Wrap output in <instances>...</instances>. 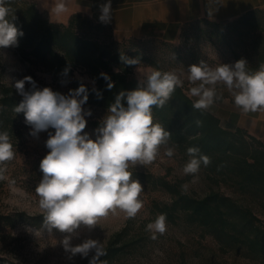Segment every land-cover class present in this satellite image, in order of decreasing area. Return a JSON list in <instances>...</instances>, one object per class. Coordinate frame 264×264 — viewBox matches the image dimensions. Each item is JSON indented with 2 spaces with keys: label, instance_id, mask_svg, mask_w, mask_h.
Listing matches in <instances>:
<instances>
[{
  "label": "clouds",
  "instance_id": "clouds-1",
  "mask_svg": "<svg viewBox=\"0 0 264 264\" xmlns=\"http://www.w3.org/2000/svg\"><path fill=\"white\" fill-rule=\"evenodd\" d=\"M44 6L50 9L51 18L69 12L68 0H52L51 5L45 0ZM15 19L13 10L5 0H0V49L18 45V37L23 32L16 26ZM111 19V0H107L100 5L99 21L107 24ZM121 60L130 66L139 64L138 59L121 56ZM68 71L66 68L63 74L67 75ZM101 76L108 81L107 88L111 90L114 84L110 77L104 73ZM187 79L193 85L188 94L196 98L192 104L195 110L207 111L221 100L223 94L217 86L222 85L243 114L264 112V65L250 72L243 58L214 67L201 61L188 67ZM26 83L30 88L26 89ZM183 86L184 80L174 71L153 69L144 73L135 90L116 95L95 130L96 139H92L84 132L85 117L92 112L83 107L88 100V89L83 83L65 95L50 87H38L31 76L15 82L22 100L13 111L24 114L31 136L48 132L45 146L49 151L40 162L43 176L35 193L44 228L49 233L56 229L68 234L61 241L68 259L77 255L87 258L94 253L90 264H106L100 260L106 255L101 241L87 238L73 246V236H78L77 230L82 226L93 230L109 215L123 213L129 219L137 216L143 207L140 197L144 189L138 180L132 179L130 169L151 165L160 154L161 146H166L167 157L174 155V149L167 147L171 133L160 123H154L152 108H163L176 88ZM97 95L100 98L99 92ZM125 99L126 107L122 103ZM15 155L8 132L0 131V181H8L10 186L15 185V180L6 175L7 162ZM187 155L189 160L183 173L193 176L192 183H195L201 166H209L211 159L198 147H189ZM187 187V184L181 186L183 191H187ZM146 231L152 234L153 240L157 239V234L163 235L167 231L166 215L159 214L147 224Z\"/></svg>",
  "mask_w": 264,
  "mask_h": 264
},
{
  "label": "trees",
  "instance_id": "trees-1",
  "mask_svg": "<svg viewBox=\"0 0 264 264\" xmlns=\"http://www.w3.org/2000/svg\"><path fill=\"white\" fill-rule=\"evenodd\" d=\"M5 4L13 10L15 24L23 32L18 37V45L14 46L21 60L37 66L54 82L66 81L70 89L83 83L88 89L86 107L108 110L121 91L135 90L140 80L135 68L140 65L165 72L149 51L136 47L140 37L117 38L109 23H101L81 12L71 14L66 22H56L35 0H5ZM263 12L264 9H254L236 19L253 23V16ZM121 56L138 59L139 64L127 65ZM66 68L69 71L64 75ZM8 73L0 49V131L8 132L16 153L15 158L7 162V168L16 162L18 152L25 145L24 114L13 111L22 97L8 82ZM101 73L110 77L114 84L111 90ZM77 74L86 76L92 83L83 81ZM193 102L186 88L178 87L163 108L153 106L152 115L171 133L168 145L178 153L189 158L187 149L198 147L202 154L210 157V165L201 168L212 183L211 190L204 196H196L183 191L181 181L169 180L166 175L142 171L133 175L149 189L170 195L169 202L152 201L154 215L165 214L166 221L172 223L184 218L205 228L223 252L234 249L245 257L264 261V143L241 127H224L210 110H195ZM122 103L127 106L126 99ZM223 186L230 192H225ZM234 195H245L251 202H242ZM29 218L25 212L0 211V234L2 228L14 227ZM128 234V225L115 232L104 246L106 255L100 260L106 264H121L124 255L145 239L144 234ZM93 254L75 264H90ZM0 264L18 263L0 249Z\"/></svg>",
  "mask_w": 264,
  "mask_h": 264
},
{
  "label": "rangeland",
  "instance_id": "rangeland-1",
  "mask_svg": "<svg viewBox=\"0 0 264 264\" xmlns=\"http://www.w3.org/2000/svg\"><path fill=\"white\" fill-rule=\"evenodd\" d=\"M253 19V23L237 19L224 22L196 19L183 24L180 36L173 42L158 37H140L141 40L136 47L149 51L157 58L162 70L176 72L184 80V87L189 93L193 85L187 79V69L192 64L204 61L214 67L219 63L233 64L243 58L247 61L250 72L264 65V12L255 14ZM1 52L9 69L7 80L13 86L17 80L31 76L40 88L50 87L65 95L69 92L70 87L66 81L64 83L52 81L51 77L37 66L21 60L14 47L1 49ZM153 69L143 64L135 68V75L140 79L141 75ZM77 76L85 82L92 83L86 76L79 74ZM25 87L28 89L30 85L26 83ZM217 88L223 94L222 101L225 104L217 101L210 110L224 116L232 115L234 106L231 105L234 103L230 93L222 85H218ZM83 107L92 112L91 116L85 117L87 125L84 132L92 139H96L95 130L107 114V109L84 105ZM153 121L157 123L154 117ZM23 124L25 145L18 152L16 162L8 167L6 172L9 179L15 180V185L10 186L6 181L4 186H0V211L25 212L30 218L17 223L14 227L2 228L0 249L18 264L78 263L85 258L77 255L70 260L62 247L61 241L68 234L56 229L49 233L43 226L44 217L38 208L35 188L43 176L40 162L49 151L45 146L48 132H40L38 137H33L30 135L31 127L25 120ZM165 148L166 146H161L160 154L151 165H138L130 170L166 175L169 180L181 181L182 185L187 184V191L196 196H204L211 190L212 183L202 168L197 174L198 179L192 183L194 177L183 173V167L189 158L176 150L169 158L164 154ZM132 179H135L134 175ZM141 185L144 189L140 197L143 200V207L135 218L129 219L120 213L101 219L99 225L91 231L82 226L77 230L78 236H73L71 241L73 246L87 238L97 239L105 246L115 232L128 225L129 236L144 234L145 239L124 255L121 264H264L263 260L245 257L234 249L223 252L219 243L205 228L191 224L184 218L178 219L175 223L166 221L167 231L163 235L157 234V239H151L152 234L146 231V226L157 217L151 211L152 201L169 202L171 197L162 190H151L144 184ZM213 187L217 189L216 185ZM222 189L230 192L229 188L224 186ZM234 196L239 197L242 202H251L245 195Z\"/></svg>",
  "mask_w": 264,
  "mask_h": 264
},
{
  "label": "crops",
  "instance_id": "crops-1",
  "mask_svg": "<svg viewBox=\"0 0 264 264\" xmlns=\"http://www.w3.org/2000/svg\"><path fill=\"white\" fill-rule=\"evenodd\" d=\"M35 1L51 18L50 9L44 6L45 0ZM47 2L51 5L52 0ZM106 2L68 0L69 12L51 19L66 22L71 14L81 12L99 21L100 5ZM111 8L109 24L117 38L153 36L175 41L186 22L200 18L215 22L233 20L254 9H264V0H111ZM210 111L220 118L224 127H241L264 143V112L243 114L235 106L232 115Z\"/></svg>",
  "mask_w": 264,
  "mask_h": 264
}]
</instances>
